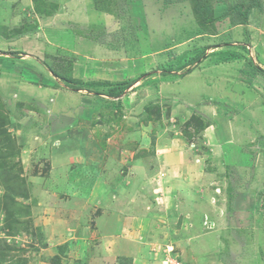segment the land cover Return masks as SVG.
Returning <instances> with one entry per match:
<instances>
[{
  "label": "rangeland",
  "instance_id": "374dc122",
  "mask_svg": "<svg viewBox=\"0 0 264 264\" xmlns=\"http://www.w3.org/2000/svg\"><path fill=\"white\" fill-rule=\"evenodd\" d=\"M231 1L250 4V0ZM168 2L95 0L97 9L112 14V26H74L86 40L80 39L81 45L75 42L77 53L46 52L41 60L61 77L88 83L82 91L67 89L61 77L54 75L50 78L52 84L29 81L24 71L22 74L15 69L11 70L17 73L14 81L9 79L0 85V264H40L45 258L53 259L47 254H54L56 248L62 254L77 252L78 231L73 230L77 222L73 226L71 216L79 219L80 226L88 225L95 235L90 234L87 244L98 239L95 224L104 207L96 185L104 171L103 163L110 157L109 148L115 149L114 157L120 160L133 153L136 145L147 142L149 153L163 157L171 140L180 144H175L176 149L202 160V177L207 178L202 193L209 196L217 212L212 211L202 221L205 228L201 232H209L210 236L208 233L204 239L200 233L199 238H189L186 245L168 242L179 254L170 262L264 264V74L252 65L253 61L264 69V23L248 20L242 24L233 14L222 17L210 34L198 26L191 1ZM48 3L52 5L36 3L37 14H51L53 7ZM213 4L216 16L227 12L228 5L218 1ZM14 6L13 16L26 14L20 16L16 33L28 36L37 28L36 14L31 6H21V12ZM92 29L99 34L106 30L110 44L85 37L93 36ZM28 43L8 50L1 43L0 55L10 54L17 61L26 56L23 49L19 52L20 46ZM216 45L198 69L200 72L179 79L197 49ZM11 48L15 52L10 53ZM164 70L178 75H163ZM11 82L20 84L16 87ZM91 82L101 85L92 86ZM36 87H51L54 91L42 95L33 90ZM190 87L210 95L196 102L195 96L188 93ZM205 108L211 111L205 114ZM84 128L87 130L82 132ZM76 140L89 142L97 155L83 162L87 153L77 155V150H69L67 159L54 158L52 148L56 142ZM157 145L164 148L162 152ZM102 150L107 151L104 160ZM119 169L116 172L128 176V171ZM106 171H110L108 165ZM86 176L90 178L88 183ZM43 179L49 181L53 191L50 206L38 192L32 195L34 188L40 190V185H45ZM117 180L128 183L120 176ZM6 204L16 208L12 220L23 223L16 234L7 227L11 218L5 212ZM55 207L59 209L53 214ZM218 216L226 223L216 221ZM183 230L190 229L185 226ZM194 242L201 245H195L193 252ZM165 250H169L167 246Z\"/></svg>",
  "mask_w": 264,
  "mask_h": 264
},
{
  "label": "crops",
  "instance_id": "0c3cea01",
  "mask_svg": "<svg viewBox=\"0 0 264 264\" xmlns=\"http://www.w3.org/2000/svg\"><path fill=\"white\" fill-rule=\"evenodd\" d=\"M29 1L19 0L16 3L10 0V3H7V0H0V26H5L4 28L0 27V42L5 46L3 48L7 47L8 50L10 46L25 41L29 42L26 44L27 49L25 45L20 46L21 50L19 52L24 51L26 56H22L17 61L10 54L0 55V85L7 84L9 79L14 81L13 77H17V73L11 71L13 69L21 71L22 74L24 71L26 80L40 84H52L50 78L53 74L42 64V55L45 56L46 52L55 53L56 51L73 55L77 53L75 42L81 45L82 43L79 41L83 36L74 30V26H112V14L97 9L95 0ZM47 2L52 4L48 3L50 8L53 7L50 10L51 14L41 12L37 14L35 8L38 5L47 6ZM251 3H254V1L252 0ZM255 3L257 4L249 15V23L258 20L264 23V0H256ZM14 4L20 12L23 9L21 6H31L36 14L37 28L33 32H29L28 36L26 33L24 37L16 33V30L20 29V16L22 18L26 14H21L18 18L13 16ZM87 4L91 7H87ZM82 12L85 13L84 16ZM2 35L9 37V39H2ZM85 37L88 38V35ZM12 39H16L15 42ZM84 39L83 42L86 41ZM15 50L11 48L10 53L15 52ZM205 63L200 64L191 74L183 78L179 77V79L181 81L186 80L200 72L198 69ZM203 82L202 79V84ZM11 84L17 87L20 83L11 82ZM33 90H37L42 95H51L54 91L51 87H36ZM188 93L195 96L196 102L204 100L207 98L206 95H210L207 91L196 90L194 87H190ZM206 109L208 108L203 109L205 114H207L206 111H211V108ZM84 130L87 129L84 128L82 132ZM176 141L171 140V143L165 149L157 145L159 151L162 152L164 149L163 157H159L158 153H149L150 148L147 142L144 145H136L135 149L133 148V153L128 157L123 155L120 160H118L120 157L117 160L114 157L115 149L109 148L107 154L110 157L107 162L105 160L103 163L104 171L100 180H98L99 183L96 185L98 187L97 197L100 204L103 205L102 207H104L103 211L97 216L95 224V228L98 230V239L94 238L92 243L87 244L92 238L90 234H93L89 231L90 227L88 225L80 226L79 219L75 220V217L71 216L73 226L77 222L76 229L73 228V230L78 231L79 250L62 254L56 248L54 254L49 255L46 253L54 258H45L44 262L40 260V264H172L170 258L172 256L178 258L179 254L174 253L175 247L168 242H180L182 245H186L189 238L196 239L200 233L202 238L208 237L209 232H201V228H205V226L202 227V221H205L204 219L207 216L210 217L212 211L216 210L217 212V209L215 204H211L209 196L202 193V185L206 184L204 180L207 179L202 177L203 162L200 158H192L190 156L192 154L189 152L185 151L186 153H183L176 149L175 144L180 145L175 143ZM54 147L52 149L56 160L67 159L66 154L69 150L71 152L77 150V155H80L81 151L87 153L88 158L83 162H89V160H92L90 156L95 157L97 155L93 145H90L89 142L84 143L82 140L69 141V143L60 141L56 142ZM184 148L186 149V145H184ZM101 152L104 160L107 151L102 150ZM22 163L28 165L27 161L23 160ZM51 165L53 166V172H55V163L52 164V159ZM107 165L110 168L108 172L106 171ZM119 168H122V171H128V176H122L121 173L116 172L120 170ZM112 169L115 171H112ZM87 176L85 178L86 183L90 180ZM119 176L128 183L124 185L122 181L119 182L117 180ZM68 178L69 176L66 180H69ZM43 181L47 182L48 180L43 179ZM46 182L44 186L40 185V190L34 188L32 195L38 192L42 197V201L50 206L49 197H53V191L48 187L49 181L47 184ZM203 195L205 198H203ZM57 207L53 208V214L58 211L59 208ZM83 209L85 211L86 207H83ZM211 219L213 220L212 217ZM215 220L226 223V219L222 216L216 217ZM185 226L189 227L190 230H183ZM89 237L91 238L89 239ZM196 243L193 244V252L196 250ZM199 245L201 244L197 246ZM161 246H164L163 251H161ZM165 246L169 250H165ZM155 250H158V253Z\"/></svg>",
  "mask_w": 264,
  "mask_h": 264
},
{
  "label": "trees",
  "instance_id": "16d2710c",
  "mask_svg": "<svg viewBox=\"0 0 264 264\" xmlns=\"http://www.w3.org/2000/svg\"><path fill=\"white\" fill-rule=\"evenodd\" d=\"M170 2L168 3H178V2H184L187 0H169ZM192 3V11H193V15L195 17V20L198 24V26L201 28V30L204 31H211L210 34L214 33V30L216 29V23L223 17V19L225 18H230L231 15L233 14H237L239 16V20L241 21V23L245 24L248 22L249 19V13L255 6L257 3H255L256 0H253L254 3H251L252 0H250V4H240V3H233L231 0H189ZM220 2L223 4L228 5L227 8V12L224 13L223 15L216 16L215 13V9H214V2ZM245 3H247V0H242ZM98 31L93 30V36H88L89 39H91L92 41L98 42L99 44L102 45H106L107 46V42H108V32L106 30H101L100 34L97 33ZM95 33H97L96 35H94ZM110 43L108 42V45ZM218 47V45L216 46H206L203 47L201 49H197L194 53L196 54L195 58L192 59L191 62H189L188 65H185L186 71L181 72L179 75L177 73H171V71H167L164 70L163 71V75H167V74H171V75H178L179 77H185L189 74H191L194 70H196L200 64H202L209 56V52L210 50H215ZM252 65H254V67L256 69H258L261 73L264 74V69H261L258 65H255L252 62ZM47 69L57 78H60L61 76L51 67H49L48 65H46ZM61 81L64 82V85L67 89L71 90V91H82L84 90L85 86L88 85V83H85V81L80 80V79H74L73 77H61L60 78ZM124 84V83H122ZM92 86H99L101 85V83L98 82H91ZM9 205V204H8ZM7 204L5 205V212L7 214V216H9L10 218H13V215L16 214V211H14V209H16L14 206H8ZM12 205V204H10ZM8 218V217H6ZM11 218V222L9 225H7L9 231L11 232V234H16L19 228V225L23 224L22 221L19 219L14 218V220H12ZM7 220V219H6ZM20 221V222H19Z\"/></svg>",
  "mask_w": 264,
  "mask_h": 264
}]
</instances>
